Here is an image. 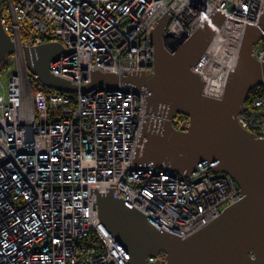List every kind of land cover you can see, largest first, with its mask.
I'll return each instance as SVG.
<instances>
[{
	"label": "built area",
	"instance_id": "1",
	"mask_svg": "<svg viewBox=\"0 0 264 264\" xmlns=\"http://www.w3.org/2000/svg\"><path fill=\"white\" fill-rule=\"evenodd\" d=\"M0 1V22L14 48L9 70L0 67V264H129L96 203L92 210L97 193L90 188L107 192L116 187L110 183L117 184V198L180 238L242 196L223 172L205 170L189 178L157 164L124 170L144 117L168 119L175 130H185L188 116L146 112L144 91L122 81L67 92L48 87L28 70L24 46L60 43L64 53L49 71L84 85L91 69L152 72L148 35L165 12L171 16L164 40L171 48L220 10L229 18L191 68L204 81L203 95L220 98L245 22L257 24L264 0ZM252 55L264 61V36ZM242 106L238 123L264 139V83L248 91ZM156 259L165 263L162 252L149 257Z\"/></svg>",
	"mask_w": 264,
	"mask_h": 264
},
{
	"label": "water",
	"instance_id": "2",
	"mask_svg": "<svg viewBox=\"0 0 264 264\" xmlns=\"http://www.w3.org/2000/svg\"><path fill=\"white\" fill-rule=\"evenodd\" d=\"M170 16L165 12L148 35V43L154 47L152 72L115 74L91 69L90 82L74 85L49 71L50 62L64 53L58 42L23 45L26 66L46 86L66 92L122 81L144 91L146 112L167 118L173 113L188 116V125L182 123L185 130H175L168 119L144 117L131 165L124 170L153 169L157 164L189 178L213 170L229 174L237 183L242 196L185 238L164 231L117 198V184L110 183L116 187L107 192L90 188V194L97 193L92 210L96 203L99 219L129 264H160L158 259L149 260L160 252L164 264H264V139L256 138L237 121L248 91L264 83V61L252 55L253 45L264 36V14L257 24L245 22L233 70H229L220 98L203 95L204 81L191 68L227 16L215 10L190 36L168 48L164 29ZM13 51L0 22V67Z\"/></svg>",
	"mask_w": 264,
	"mask_h": 264
},
{
	"label": "rangeland",
	"instance_id": "3",
	"mask_svg": "<svg viewBox=\"0 0 264 264\" xmlns=\"http://www.w3.org/2000/svg\"><path fill=\"white\" fill-rule=\"evenodd\" d=\"M11 64H12V62L10 61L8 64H6V66H5V70H9V68L11 67ZM5 80H6V77H3V81L5 82Z\"/></svg>",
	"mask_w": 264,
	"mask_h": 264
},
{
	"label": "bare ground",
	"instance_id": "4",
	"mask_svg": "<svg viewBox=\"0 0 264 264\" xmlns=\"http://www.w3.org/2000/svg\"><path fill=\"white\" fill-rule=\"evenodd\" d=\"M234 51H235V53L237 54L238 47H234Z\"/></svg>",
	"mask_w": 264,
	"mask_h": 264
},
{
	"label": "clouds",
	"instance_id": "5",
	"mask_svg": "<svg viewBox=\"0 0 264 264\" xmlns=\"http://www.w3.org/2000/svg\"><path fill=\"white\" fill-rule=\"evenodd\" d=\"M164 254V253H163Z\"/></svg>",
	"mask_w": 264,
	"mask_h": 264
},
{
	"label": "trees",
	"instance_id": "6",
	"mask_svg": "<svg viewBox=\"0 0 264 264\" xmlns=\"http://www.w3.org/2000/svg\"><path fill=\"white\" fill-rule=\"evenodd\" d=\"M8 56V55H7Z\"/></svg>",
	"mask_w": 264,
	"mask_h": 264
}]
</instances>
